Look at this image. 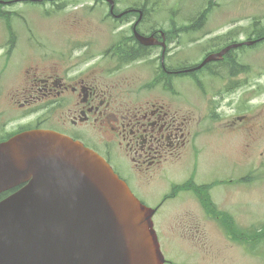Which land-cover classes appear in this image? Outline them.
Listing matches in <instances>:
<instances>
[{
  "label": "rangeland",
  "instance_id": "374dc122",
  "mask_svg": "<svg viewBox=\"0 0 264 264\" xmlns=\"http://www.w3.org/2000/svg\"><path fill=\"white\" fill-rule=\"evenodd\" d=\"M115 1L120 9L126 7L124 5L126 3L129 4L128 8L134 6L131 2L133 0ZM135 1L157 3V0ZM158 1L160 3H157L159 6L156 9L153 5H150L149 9L160 16L161 22L167 25L168 19H171L168 13L176 12L180 26L185 24V19L190 14L196 18L199 7L205 5L207 8L209 3L208 0ZM63 2H68V5L58 12H55L56 5L52 3L42 5L15 3L0 7V135L12 130L17 131L16 128L20 124H26L35 117L28 115L25 119L19 120L25 112L10 106L11 98L19 93V85L24 76L22 72L25 68L43 63L52 65L57 54L65 52L70 45L71 49H81L83 56H86L85 54L90 56L93 51L86 50L83 45L76 42H84L96 34H100L103 45L98 46L97 38L89 43L96 48L99 47L101 52L104 51L107 40L112 41V36L121 32V29L124 30L125 35L129 34L125 24L114 23L112 19H109V22L105 20L107 14L105 4L98 8L95 4V8L89 11L88 0H59L57 3ZM216 2H219L233 20L219 16L220 12L215 11L219 9L214 8L207 17L205 27L189 35L190 41L198 40V42L181 45V53L187 57L194 58L195 48L207 47L211 39L227 33L230 29L237 28L236 31L240 32L237 40L244 41L254 38L255 23L257 26L261 23L264 25V0H216ZM101 7L102 10L99 9ZM222 13L229 16L226 12ZM250 13L258 17L259 21L246 18ZM6 21L10 22L15 34L5 30ZM11 37L15 40L13 54L19 57L21 67H25L22 71L19 67H15L10 59L4 57V46ZM247 49L246 55L236 59L240 65L248 66V72L236 77V82L233 81L235 91L232 99L227 97L216 99L221 113L220 124L232 121L233 117L236 118L235 134L209 140V147H205L199 155L197 171L199 178L200 174L207 171V176H202L203 178L219 180L216 206L221 211L230 213L238 232L246 235L264 225V43L260 42L256 48ZM123 75L141 80L134 86L133 92L141 90L142 85L148 80L145 66L133 65L130 70L125 69L122 73L111 77ZM219 76L223 75L219 74ZM234 82L237 84L236 87ZM211 84L216 88L217 84L214 82ZM206 92L213 95L207 88ZM190 99L193 103L197 100L193 95H190ZM200 108L202 107H198ZM8 109L16 112L10 113ZM237 117L241 119L238 120ZM187 165H189L188 161ZM189 166L192 168V165ZM245 172L247 174L244 183ZM175 176L179 179L183 176V172L175 171ZM226 176L235 180L232 182L234 187L222 182L225 181ZM168 192L169 185L159 186L157 192L153 193L154 197L149 198L150 204H157ZM186 193L179 194L183 198L181 202L178 196L167 201L152 219L161 252L167 261L173 264H264V242L256 245L252 251H249V247L244 248L240 243L234 242L225 235L226 230H221L222 222L218 226L202 208H197L187 200L191 195H185Z\"/></svg>",
  "mask_w": 264,
  "mask_h": 264
},
{
  "label": "flooded vegetation",
  "instance_id": "af4514ba",
  "mask_svg": "<svg viewBox=\"0 0 264 264\" xmlns=\"http://www.w3.org/2000/svg\"><path fill=\"white\" fill-rule=\"evenodd\" d=\"M130 8L134 13L131 19L121 17L117 20L107 12L105 20L109 22L108 20L112 19V22L117 20L125 24L129 34L125 35L121 29V32L112 36V41L107 40L103 53L110 56L115 65H119L112 54L120 51L119 55L128 60L130 68H126L127 70L133 65H138L135 60H144L148 80L142 85V89L133 92L134 86L141 80L138 81L132 76L123 80L119 76L107 79L105 74L110 72L109 66L107 68L104 63L99 62L91 63L84 58L81 49H71L70 45L65 52L57 54L55 66L43 63L40 68L30 67L35 72L30 76H23L20 84L22 89L11 98V102L19 110L24 105H33L31 109L24 111V116L19 120L28 115L35 117L26 124H20L16 128L18 130L11 135L37 129L57 133L83 144L102 157L129 189L134 190L133 194L144 205L158 209L166 200L172 199L169 197L174 194L173 189L176 186H182L184 188L180 193L187 192L188 196L191 195L187 200L197 208L203 209L204 204H212L208 191L209 185L215 183V180L198 177L199 155L205 147H209L208 142L212 138L222 135L230 137L235 134L236 118L220 124L221 113L219 102L216 100L225 97L232 99L234 80L229 72L230 64L226 65L228 69L218 70L221 63L230 61L225 57L224 62L215 61L200 68L223 75L216 76L219 79L212 77L215 76L213 74H207L203 85L196 87L189 84L187 80H193L199 75L201 70L196 68L207 56L204 55L199 64L183 63L178 58V53L182 52L181 46L176 53L171 46L170 37L154 27L155 21L151 17L154 12L147 5ZM139 11L141 12L137 16ZM200 15L198 13L196 18L204 22L207 17L201 19ZM186 20L181 28L188 34L201 28L190 26ZM168 25L176 29L171 19H168ZM134 29L140 36L152 37L158 44L151 47L143 45L135 38ZM95 36L99 40L98 46L101 47L104 42H101L100 34ZM123 39L127 41L128 46ZM92 40L93 38L84 41ZM161 43L164 44L165 50L162 49ZM9 45L13 51V43ZM224 47H212L211 50L217 53ZM130 49L138 56L135 60L130 54ZM235 51L236 49L231 52ZM6 56L4 54L5 59H8ZM233 61L235 62V59ZM213 82L217 83L216 88L211 84ZM112 85L120 87L118 96L107 100V97L111 96ZM146 85H154L152 88L157 92L149 97L144 107H132L135 105L134 95L148 90ZM206 88L213 95L207 94ZM184 93H188V96L184 97ZM190 95L195 99L198 96L209 97L208 105L205 109H198L197 115L190 106L193 104ZM180 99L187 100L190 104L181 103ZM53 108L66 112L70 116L69 119L51 127L52 118L48 116V111ZM6 139L7 137L0 138V142ZM187 161L192 168L187 165ZM175 171H182L183 176L180 179L175 178ZM206 174L203 176H207ZM246 174L247 172L244 173V178ZM231 182V178L226 177L225 183ZM162 185H169V196L166 194L160 202L151 205L149 198L154 197L153 193ZM188 185L205 187V190L202 193L195 190L197 198L187 188ZM217 187L210 188L211 196L217 195ZM201 194L207 196L203 201L200 199ZM182 199L180 197L181 201ZM212 199L215 202L213 197Z\"/></svg>",
  "mask_w": 264,
  "mask_h": 264
},
{
  "label": "water",
  "instance_id": "95a60500",
  "mask_svg": "<svg viewBox=\"0 0 264 264\" xmlns=\"http://www.w3.org/2000/svg\"><path fill=\"white\" fill-rule=\"evenodd\" d=\"M17 188L0 201V264H164L155 211L81 144L40 130L0 142V195Z\"/></svg>",
  "mask_w": 264,
  "mask_h": 264
},
{
  "label": "bare ground",
  "instance_id": "6f19581e",
  "mask_svg": "<svg viewBox=\"0 0 264 264\" xmlns=\"http://www.w3.org/2000/svg\"><path fill=\"white\" fill-rule=\"evenodd\" d=\"M90 2V6L88 7V10H93L94 9V5L96 4L97 5V8L98 6H103L104 5V0H88ZM204 1V0H203ZM211 1V4H212V11L215 9H219V10H215L216 12H220L219 16L221 17H226L227 19L229 20H233L232 16L219 4V2H216V0H210ZM133 3V5L136 7V8H139L143 5H147L149 8H150V5L152 4L155 9L159 6L157 3H160L158 0H157V3L155 1H153L154 3H151L150 1H131ZM130 2V3H131ZM150 2V3H149ZM64 7H66L68 5V2H63L62 3ZM126 7V9L122 8L120 9L119 6L117 5L116 1L113 0V8H112V11L110 6L107 7V12H109L111 15H113L117 20H119L121 17H129V19L132 18L131 15H134L133 11L131 8H128L129 7V4H124ZM99 9H103V7L99 8ZM124 9V10H123ZM141 11H139L137 13V16L138 14H140ZM222 12H226L229 16H226L224 13ZM168 13V12H167ZM197 13H200L203 17H208L210 14H211V11H209L208 9H206L205 5L204 6H201L199 7V11ZM171 17V22L175 25L176 29H173L170 25H167V24H164L161 22L160 18L156 15V14H152V19L155 21V25L154 27L156 29H159L161 30L165 35H168L170 37V42H171V46L172 48L175 50V52L177 53V50L179 48V46H184L185 44L189 43V44H192L194 42H198V40H194V41H190V34H194L195 32H192L190 34H188L186 31H184L181 26H180V23L178 21V18H177V13L172 11V13H168ZM245 17V16H244ZM246 18H252L253 21L255 22H258L259 19L258 17L256 16H252V14L250 13L249 16H246ZM115 20L114 23H117V24H122L121 22ZM207 20V19H206ZM206 20L203 22L202 20L198 19V18H195L192 16V14H190L187 18V23L194 27V28H197V27H205V23H206ZM4 25V24H3ZM5 30H7L8 32H14V28L12 27V25H9L7 26L5 24L4 26ZM260 33H262L264 35V25L261 23L260 26ZM237 29V28H236ZM235 28L233 29H230L228 32H232L231 36L229 37L228 41L229 42H234L236 41L235 43H229V44H226L225 47L222 46V45H219V42L215 41L216 38H219V36H215L213 39H211L209 42H210V45H207V47L205 48H195L193 53H194V58H189L187 57L186 55L182 54V53H178V58L183 62V63H186V64H190L192 63L193 61L196 62V63H200L203 59V56L206 55V56H213V55H221V56H216L217 58V61H221V62H224L226 59H228L230 61V63H232L233 67H232V71L234 72L235 74V78H234V81L236 82V77L240 76L241 74H243V70L239 67H236L235 64L233 63V60L235 59H238V58H241L242 55H246L247 54V51L248 49L242 47L239 51L237 52H231L233 49H230L231 51L228 50V48L232 45H235L236 43L240 42V40H237V37L239 35L240 32L236 31ZM227 32V33H228ZM15 34V32L13 33ZM96 38V36L93 35V40ZM259 37L256 36L255 39H258ZM91 41H84V42H80V41H77L76 43L79 44V45H83L84 48L86 50H91L93 51V54L92 55H88V54H85L86 56H84V58H86L87 60H89L91 63H95V62H99V64H102L104 63L106 65V67L110 68V72H106V78L107 79H113L111 76L114 75V74H117V73H122L126 68H130V66H128V60L122 56V55H119L120 51H116L114 52L115 54H112V57L117 59L118 60V63L119 65H115L114 62L111 61V57L110 56H106L105 53L101 52L98 48H96L94 45H90ZM123 42L127 45V41L125 39H123ZM158 43L157 42H149L146 46H153V45H157ZM161 45V44H160ZM128 46V45H127ZM126 46V48H127ZM162 49L165 50L164 46L161 45ZM214 47V49H217V47H224L223 49H220L219 52L217 53H214L211 48ZM182 50V48H180ZM245 49V50H244ZM4 54L7 55L6 57L8 59L11 60L12 64L15 66V67H19L20 70L22 71L25 67H21V63H20V59L17 55L13 54V51L10 47V45L8 43H6V45L4 46ZM131 50V49H130ZM112 52V51H111ZM87 53V52H86ZM130 54L133 58V60H135L138 56L131 50L130 51ZM226 57V59H225ZM57 58L53 59V60H56ZM225 59V60H223ZM135 62L138 64V65H141L142 67H144V60L140 59V60H135ZM144 62V63H143ZM230 63H221L223 65H228ZM42 66V64H35L33 65L34 69L36 68H40ZM51 66H55V63L53 61V64ZM222 67L218 68V70H221ZM201 69H199L200 71ZM35 72V70H33L32 68L28 67V68H25V70H23V75L26 76V75H32L33 73ZM212 75V71L211 70H208V71H205L204 69L201 70L199 72V75L194 78L193 80H190L188 79L187 82L193 86H201L204 84V80H205V77L206 75ZM0 76H1V71H0ZM28 76V77H29ZM128 77V75H123L122 77H120L122 80L123 78H126ZM217 84V83H215ZM148 87V90L144 91V92H140V93H137L134 95V101H135V105L132 106V107H135L136 109L137 108H140V107H144L146 105V102L148 101L149 97L151 95H155V93L157 92L154 88V85H146ZM236 87V86H235ZM119 88L120 87H116L115 85H112V89H111V96H108L107 97V100H111L113 97L115 96H118V91H119ZM22 89V86L19 85V90ZM235 91V88H233V92ZM224 93V92H222ZM226 94V93H224ZM188 96V93H184V97H187ZM24 100V99H23ZM208 100H209V97L208 96H198L197 97V100L195 103L193 104H190L188 103L187 100H184V99H180L179 102L181 103H188L190 104V106L192 107V110L194 111V113L197 115L198 114V107H202L203 109H205V107L208 105ZM11 102V100H10ZM175 102H178L175 100ZM24 103V102H23ZM30 104H32L31 102H29ZM13 108H18L16 105H14L12 102H11ZM36 104V103H35ZM33 105H24L23 107L20 108V112H24V111H27L29 109L32 108ZM8 112L10 113H15L16 111H13V110H10L8 109ZM48 116H50L52 118V124H51V127L53 126H58V123L59 122H62V121H67L69 119V115L66 113V112H63L61 111L60 109L58 108H53V109H50L48 111ZM115 119H119L117 117H115ZM44 121V120H43ZM46 123V122H44ZM48 125V124H46ZM50 125V124H49ZM39 130V129H37ZM236 131V130H235ZM12 132H16V130H12L11 132L9 133H6V134H1L0 137L2 138H8L10 137L11 133ZM251 136V135H250ZM222 137L226 138L227 135H222ZM81 144V143H80ZM84 148L90 150L89 148L85 147L83 144H81ZM92 151V150H90ZM93 153H95L94 151H92ZM96 154V153H95ZM97 155V154H96ZM99 156V155H98ZM228 162L230 163V161L228 160ZM199 166V164H198ZM235 169V168H234ZM207 173V171H205V173L203 174H200V176H203ZM238 173V171H237ZM239 174V173H238ZM226 177H229V176H226ZM176 178V176H175ZM180 179V178H179ZM123 181V180H122ZM218 181V182H217ZM124 182V181H123ZM215 183H212L210 186H209V191H208V196L210 198V201H211V205L213 207V209L217 212H223L221 211L216 205H217V202H218V199L216 198V196H218V193L216 196H211L210 194V188H212L213 186H219L220 185V182L219 180H216L214 181ZM222 182H225L224 180H222ZM232 182H235V180H232ZM232 182L229 184V186L231 187H234L235 185H232ZM238 183L240 182L237 181ZM125 183V182H124ZM245 183V182H244ZM125 185L127 186V184L125 183ZM127 188L129 189V187L127 186ZM130 192V194H132L134 197L135 195L133 194L134 190H128ZM212 197L215 199V202L213 201ZM137 198V197H135ZM180 200V199H179ZM181 202V200H180ZM142 205H144L143 203H141ZM145 207H148L146 205H144ZM204 213L207 214L210 218H212L213 220H215L218 224V226L220 225L221 223V220H218L214 217H212L210 214H208L204 209H203ZM223 213H226L227 215H229L232 219V222H233V225L235 226V220L234 218L232 217V215L228 212H223ZM155 215V213H154ZM153 215V216H154ZM153 216H152V219H153ZM151 219V220H152ZM153 224V222H152ZM183 226V225H181ZM154 227V225H153ZM222 231H225V227L223 226V229L221 228ZM227 231V230H226ZM156 233V232H155ZM240 233V232H239ZM243 234V233H241ZM226 236L232 238V240L236 243H239V241H236L235 239H233V237L231 236V234H229L228 232L225 234ZM250 235L251 234H243L244 236V241H242L243 243H240L242 246H244V248L246 247H249V251H252V248H254L255 246H252L251 245V242H250ZM157 236V234H156ZM247 236V237H246ZM157 241H158V237H157ZM158 244H159V241H158ZM159 248H160V244H159ZM160 252H161V249H160ZM162 254V252H161ZM163 256V254H162ZM164 258V256H163ZM171 264L170 261H167L165 258H164V264ZM173 264V263H172Z\"/></svg>",
  "mask_w": 264,
  "mask_h": 264
},
{
  "label": "trees",
  "instance_id": "16d2710c",
  "mask_svg": "<svg viewBox=\"0 0 264 264\" xmlns=\"http://www.w3.org/2000/svg\"><path fill=\"white\" fill-rule=\"evenodd\" d=\"M208 7L206 9H208L209 11H211L212 8V4L211 1L208 0ZM201 19H204V17L202 15H200ZM5 24L7 26H9V22L6 21ZM254 38L256 36H258L259 38L261 36H264L262 33H260V28L259 26H257V24H254ZM232 32H229L226 36H221L220 38H216L215 41L219 42V45L225 46L226 44L229 43H235L234 42H229L228 39L231 36ZM233 63L235 64L236 67H239L243 70V73H247L248 72V66L245 65H240L239 62L236 60L235 62L233 61ZM222 69H228V67L226 65L221 64ZM232 63H230V67H229V72L232 76H235L234 72L232 71ZM215 76L219 75L217 74H213ZM17 190V189H16ZM196 192H204L205 187H196L195 188ZM15 190L1 194L0 195V201H2L3 199H5L6 197H8L11 193H13ZM207 198V196L205 194H201L200 195V199L203 201ZM204 210L210 214L212 217L221 220L223 226L225 227V229L227 230V232L229 234H231V236L233 237V239H235L236 241H239V243H243L242 241H244V236L243 234L239 233L237 230V227L233 225L232 219L229 215H227L226 213L223 212H217L213 209L212 205H207L204 204L203 205ZM247 237V236H246ZM250 242L252 246L261 244L262 242H264V225L262 227H260L259 229H255L254 231L251 232L250 235Z\"/></svg>",
  "mask_w": 264,
  "mask_h": 264
}]
</instances>
